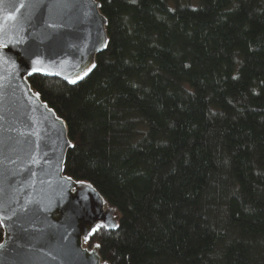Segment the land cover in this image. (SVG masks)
<instances>
[{
  "label": "trees",
  "instance_id": "16d2710c",
  "mask_svg": "<svg viewBox=\"0 0 264 264\" xmlns=\"http://www.w3.org/2000/svg\"><path fill=\"white\" fill-rule=\"evenodd\" d=\"M98 1L92 73L29 77L66 121L65 172L118 211L87 245L110 264H264V0Z\"/></svg>",
  "mask_w": 264,
  "mask_h": 264
},
{
  "label": "water",
  "instance_id": "95a60500",
  "mask_svg": "<svg viewBox=\"0 0 264 264\" xmlns=\"http://www.w3.org/2000/svg\"><path fill=\"white\" fill-rule=\"evenodd\" d=\"M107 25L98 0H0V264H110L87 242L118 211L65 172L66 121L29 80L92 73Z\"/></svg>",
  "mask_w": 264,
  "mask_h": 264
},
{
  "label": "snow or ice",
  "instance_id": "6c2138e0",
  "mask_svg": "<svg viewBox=\"0 0 264 264\" xmlns=\"http://www.w3.org/2000/svg\"><path fill=\"white\" fill-rule=\"evenodd\" d=\"M21 7H23V5H21ZM93 67H94V65H93ZM39 69H36V71H38ZM91 69H89V71H90ZM87 73H85V75H86ZM73 83H75V81H72ZM97 227H99V225L97 226ZM97 247H99V245H97Z\"/></svg>",
  "mask_w": 264,
  "mask_h": 264
},
{
  "label": "rangeland",
  "instance_id": "374dc122",
  "mask_svg": "<svg viewBox=\"0 0 264 264\" xmlns=\"http://www.w3.org/2000/svg\"><path fill=\"white\" fill-rule=\"evenodd\" d=\"M190 2H193V4H197V0H190ZM94 244V243H93ZM92 246V245H91Z\"/></svg>",
  "mask_w": 264,
  "mask_h": 264
}]
</instances>
